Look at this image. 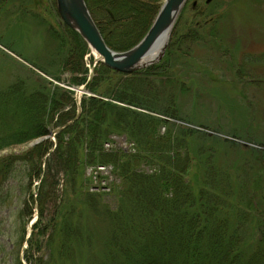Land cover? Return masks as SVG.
I'll return each instance as SVG.
<instances>
[{
  "label": "trees",
  "instance_id": "obj_1",
  "mask_svg": "<svg viewBox=\"0 0 264 264\" xmlns=\"http://www.w3.org/2000/svg\"><path fill=\"white\" fill-rule=\"evenodd\" d=\"M86 2L117 51L142 40L162 6V0ZM209 7L193 19L181 46L172 42L161 60L132 74L99 63L89 79L84 56L91 49L81 35L70 28L66 36L50 34L57 46L52 63L36 68L60 82L85 83L103 97L82 96L80 112L71 90L32 70L0 89V152L61 128L55 141L0 158L4 261L11 256L12 264H79L81 256L86 264H264V150H245L164 118L183 119L190 103L182 75L194 68L193 46L217 38L228 44L218 4ZM200 98L192 101L197 105ZM112 135L125 136L136 153L105 150ZM96 164L116 168L108 192H90L86 167ZM34 179L40 182L37 196L24 191ZM20 181L25 196L18 205L13 183ZM35 205L38 218L27 239ZM86 214L102 217L105 237L98 238L92 220L83 222Z\"/></svg>",
  "mask_w": 264,
  "mask_h": 264
},
{
  "label": "rangeland",
  "instance_id": "obj_2",
  "mask_svg": "<svg viewBox=\"0 0 264 264\" xmlns=\"http://www.w3.org/2000/svg\"><path fill=\"white\" fill-rule=\"evenodd\" d=\"M163 2L164 0L162 4ZM210 3H207V0L187 2L171 32L167 48L172 42H175L178 47L181 46L183 35L192 27L193 19L205 14L210 9ZM215 3L218 4L216 11L219 13L216 16L222 15L221 23L223 22V26L228 29V44L224 47L223 41L217 38L210 40L208 44L193 46L192 55L197 59L194 61V68L188 73L183 70L182 75L190 86L191 95L188 101L190 103L183 109V119L164 118L168 123H175L195 134L201 132L208 136H218L223 140L238 143L245 150L255 148L264 150V0H215ZM67 28L70 27L59 15L56 0H0V89L32 70L50 79L53 85H60L71 90L77 101L78 88L86 87L85 83L74 85L60 82L36 68L37 64L52 63L51 57L57 46L54 42L56 37L52 38L50 34L56 31L66 36ZM70 46L73 47V44ZM94 60L92 50L84 56L89 79H91V70L96 66H94ZM103 88L100 89L103 90ZM85 91L86 93H81L82 96L93 95L103 98L102 95L95 94L90 89L86 88ZM196 95H201L197 105L192 101ZM105 99L120 103L110 98ZM185 100H182L183 104ZM165 129L166 124L160 132L164 133ZM246 133L252 135L253 139H248L245 136ZM48 136L49 134L24 144L10 146L0 152V158L11 154H22L41 141L47 140ZM54 138L56 139V136L50 137L52 140ZM254 139L259 140L261 144ZM111 142L115 144L114 149L126 153L137 151L135 144L128 141L125 136L112 135L110 140L104 144L105 150H111L106 146ZM121 142H128L126 143L127 149L124 148L125 146L120 147ZM114 172H116L115 166L112 173L108 172L112 176L108 180L109 189L98 187L95 190L90 187V192H108L110 182L116 180ZM189 172L188 177L192 180L196 172L194 161ZM109 174L104 175L109 176ZM22 182L13 183L16 185L15 193L18 196L15 201L18 205H21L24 199V191L27 192L30 189L37 196L36 187L40 183L34 179L29 188L26 181L24 184L27 187L22 191ZM37 209L35 205L29 220L28 233L30 224L38 218ZM4 213L6 214L5 210L0 218L5 217ZM93 217L86 214L83 222L87 225L89 220H92L91 223L94 226L96 224L98 228V238L105 237L107 235L105 224L100 223L102 217L100 220ZM98 238L96 237L95 241L96 249L101 246V240ZM6 241L9 244L8 248H11L9 240ZM24 245L27 246V242ZM86 252L90 254L87 249ZM92 255V259L97 260V256L91 254V257ZM3 257L4 254L1 253L0 264H12L11 256L7 261H4ZM78 257L79 264L87 263L86 259L81 260L82 257ZM23 262L28 264L24 259ZM67 264L70 262L68 261Z\"/></svg>",
  "mask_w": 264,
  "mask_h": 264
},
{
  "label": "water",
  "instance_id": "obj_3",
  "mask_svg": "<svg viewBox=\"0 0 264 264\" xmlns=\"http://www.w3.org/2000/svg\"><path fill=\"white\" fill-rule=\"evenodd\" d=\"M188 1L189 0H164L152 26L142 40L126 51H117L106 43L98 24L91 14L86 0H56L58 13L64 23L76 30L87 42L92 53H96L94 66L99 63H104L113 70L124 74H132L162 59L178 16ZM211 1L212 0H207V3ZM163 38H165L166 41L160 57L157 60L149 62L148 58L150 53ZM93 71L94 68L91 70V77L93 76ZM82 91L85 92V86H80L78 88L77 102L79 103ZM80 110L81 108L79 107V112ZM59 130H61V128L50 131L47 139L55 136ZM32 224L33 222L30 224L27 239L33 232ZM26 247V245L23 246L22 257Z\"/></svg>",
  "mask_w": 264,
  "mask_h": 264
},
{
  "label": "built area",
  "instance_id": "obj_4",
  "mask_svg": "<svg viewBox=\"0 0 264 264\" xmlns=\"http://www.w3.org/2000/svg\"><path fill=\"white\" fill-rule=\"evenodd\" d=\"M128 143V142H126ZM125 142L120 143V147H126L128 146ZM107 147H109L111 150H114L115 144L113 142L107 143ZM117 150V149H115ZM113 165L111 164H98V165H90L87 167L86 174L91 179L92 186L91 189H97L98 187H101L102 189H107L109 187L108 180L110 177H112L109 173H112ZM109 172V173H108ZM109 174V176L104 175ZM111 181V180H110ZM111 183V182H110ZM109 189V188H108Z\"/></svg>",
  "mask_w": 264,
  "mask_h": 264
},
{
  "label": "bare ground",
  "instance_id": "obj_5",
  "mask_svg": "<svg viewBox=\"0 0 264 264\" xmlns=\"http://www.w3.org/2000/svg\"><path fill=\"white\" fill-rule=\"evenodd\" d=\"M165 41H166L165 38L161 39L160 42L158 43V45L152 50V52L150 53L149 58H148L149 62L157 60L160 57V55L163 51ZM95 55H96V53L94 52V56ZM85 89H86V87H85ZM82 93L84 94V93H86V91L85 92L82 91ZM81 99H82V96H81Z\"/></svg>",
  "mask_w": 264,
  "mask_h": 264
}]
</instances>
